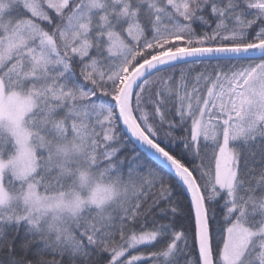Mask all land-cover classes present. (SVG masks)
Here are the masks:
<instances>
[{"label":"snow or ice","instance_id":"6c2138e0","mask_svg":"<svg viewBox=\"0 0 264 264\" xmlns=\"http://www.w3.org/2000/svg\"><path fill=\"white\" fill-rule=\"evenodd\" d=\"M0 264H264V0H0Z\"/></svg>","mask_w":264,"mask_h":264}]
</instances>
